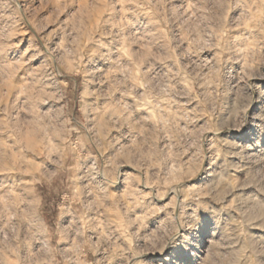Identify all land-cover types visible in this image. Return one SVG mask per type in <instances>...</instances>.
<instances>
[{"label":"rangeland","instance_id":"obj_1","mask_svg":"<svg viewBox=\"0 0 264 264\" xmlns=\"http://www.w3.org/2000/svg\"><path fill=\"white\" fill-rule=\"evenodd\" d=\"M0 264H264V0H0Z\"/></svg>","mask_w":264,"mask_h":264},{"label":"bare ground","instance_id":"obj_2","mask_svg":"<svg viewBox=\"0 0 264 264\" xmlns=\"http://www.w3.org/2000/svg\"><path fill=\"white\" fill-rule=\"evenodd\" d=\"M87 34H89V33H87ZM87 34H86V35H87ZM86 35H85V36H86ZM88 36H89V35H88ZM88 36H87L86 39L89 41V38H90V37H88ZM87 40H86V42H87ZM86 47H87V46H86ZM87 52L89 53V51H87ZM101 120H102V117H101ZM103 123H104V122H103ZM100 124H102V122H101ZM102 125H104V124H102ZM250 133H252V131L247 132L246 134H244V136L249 135ZM251 135H252V134H251ZM175 195H176V194H175ZM176 199H177V198H176ZM180 201H181V200H180ZM178 202H179V201H178ZM179 204L181 205V202H180ZM177 207H178V206H177ZM199 237H200V235H199ZM194 238H195V237H194ZM193 242H194V241H193ZM193 242H191V243H193ZM197 245H199V244H197ZM190 255H192V254H190ZM191 257H192V256H191ZM166 260H167V259H166Z\"/></svg>","mask_w":264,"mask_h":264}]
</instances>
